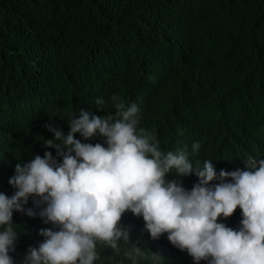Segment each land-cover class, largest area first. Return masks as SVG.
I'll list each match as a JSON object with an SVG mask.
<instances>
[{
  "label": "trees",
  "instance_id": "1",
  "mask_svg": "<svg viewBox=\"0 0 264 264\" xmlns=\"http://www.w3.org/2000/svg\"><path fill=\"white\" fill-rule=\"evenodd\" d=\"M113 94L145 104L143 124L168 147L187 146L193 162L261 159L264 0H0V142L38 150L46 124L67 135L74 112L111 114V105L91 107Z\"/></svg>",
  "mask_w": 264,
  "mask_h": 264
},
{
  "label": "clouds",
  "instance_id": "2",
  "mask_svg": "<svg viewBox=\"0 0 264 264\" xmlns=\"http://www.w3.org/2000/svg\"><path fill=\"white\" fill-rule=\"evenodd\" d=\"M95 105L112 113L46 124L38 150L0 142V264H264V159L201 165L143 124L145 104Z\"/></svg>",
  "mask_w": 264,
  "mask_h": 264
},
{
  "label": "bare ground",
  "instance_id": "3",
  "mask_svg": "<svg viewBox=\"0 0 264 264\" xmlns=\"http://www.w3.org/2000/svg\"><path fill=\"white\" fill-rule=\"evenodd\" d=\"M218 25H219V24H218ZM216 28H217V27H216ZM218 31H219V30H218ZM223 31H224V30H223ZM221 32H222V31H221ZM224 32L226 33V31H224ZM235 32H236V31H235ZM218 33H220V31H219ZM229 36H230V35H229ZM233 36H234V35H233ZM233 36H232V37H233ZM236 36H237V35H236ZM236 36H234V37H236ZM238 36H239V35H238ZM230 37H231V36H230ZM232 37H231V38H232ZM231 38H230V40H232ZM237 38H238V37H237ZM215 39H216V38H215ZM235 39H236V38H235ZM235 39H234V40H235ZM201 41H202V40H201ZM235 41H236V40H235ZM237 41H238V40H237ZM173 42H174V41H173ZM231 42H232V41H231ZM240 42H241V41H240ZM213 44H214V43H213ZM215 44H216V43H215ZM237 44H238V42H237ZM214 47H215V46H214ZM214 49H215V48H214ZM215 50H217V49H215ZM219 51H220V50H219ZM230 51H231V50H230ZM232 51H233V49H232ZM208 52H209V51H208ZM212 52H214V51L212 50ZM217 52H218V51H217ZM220 52H221V51H220ZM218 53H219V52H218ZM218 53H217V54H218ZM175 54H176V53H175ZM202 54H203V53H202ZM204 54H205V53H204ZM209 54H210V52H209ZM217 54H216V55H217ZM214 55H215V54H214ZM160 56H162V55H160ZM170 56H171V55H170ZM179 56H180V55H179ZM205 56H206V55H205ZM205 56H204V57H205ZM171 57H172V56H171ZM211 57H212V56H211ZM162 58H164V56H162ZM199 58H200V57H199ZM190 59H191V58H190ZM205 59H206V58H205ZM162 60H163V59H162ZM194 60H195V59H194ZM196 60H197V59H196ZM198 61H199V63H200V60H199V59H198ZM152 62H153V61H152ZM191 62H192V60H191ZM194 62H195V61H194ZM196 62H197V61H196ZM145 63H147V62L145 61ZM148 63H149V62H148ZM185 63H186V62H185ZM185 63H184V64H185ZM184 64L182 65V67L185 66ZM189 64H190V63H189ZM189 64H188V65H189ZM146 65H147V64H146ZM151 65H152V64H150V66H151ZM169 65H170V64H169ZM171 65H172V64H171ZM171 65H170V66H171ZM190 65H192V64H190ZM190 65H189V66H190ZM197 65H199V64L197 63ZM197 65H196V67H197ZM141 66H142V65H141ZM186 66H187V65H186ZM189 66H187L186 68H189ZM194 66H195V63H194ZM191 67H192V69H193V65L190 66V70H191ZM180 68H181V67H180ZM171 69H172V68H171ZM247 69H248V66H247ZM177 70H178V69H177ZM186 70H187V69H186ZM173 71H174V70H173ZM180 71H181V70H180ZM180 71H179V72H180ZM182 71H183V70H182ZM168 72H169V70H168ZM170 72H171V71H170ZM165 73H166V72H165ZM172 73H173V72H172ZM175 73H176V72H175ZM158 74H159V73H158ZM162 74H163V73H162ZM166 74H167V73H166ZM168 74H169V73H168ZM170 74H171V73H170ZM159 75H160V74H159ZM158 77H159V76H158ZM145 79H146V78H145ZM145 79H144V81H146ZM211 79H212V78H211ZM211 79H210V80H211ZM204 81H205V80H204ZM205 82H206V81H205ZM185 83H186V82H185ZM187 83H188V81H187ZM145 84H146V83L144 82V85H145ZM183 84H184V83H183ZM183 84H182V85H183ZM206 84H207V83H206ZM121 87H122V86H120V88H121ZM183 87H184V86H183ZM260 87H261V86H260ZM185 88H186V90H187V87H185ZM262 88H263V87H262ZM179 89H180V88H179ZM201 89H202V88H201ZM259 89H260V88H259ZM260 90H261V89H260ZM257 91H258V89H257ZM261 91H262V90H261ZM261 91H260V92H261ZM203 92H204V91H203ZM201 94H203V93H201ZM206 94H207V93H206ZM198 95H199V94H198ZM199 96H200V95H199ZM205 96H206V95H205ZM201 97H202V96H201ZM253 97H254L253 95L244 96V99H242L240 103H247V102H249ZM196 98H197V97H196ZM205 98H206V97H205ZM209 98H210V99H209ZM209 98H208L209 100L212 99V101H213V98H211V97H209ZM32 99H33V98H32ZM33 100H34V99H33ZM209 100H207V101H209ZM197 101H198V100H197ZM199 101H200V100H199ZM199 101H198V102H199ZM34 102H35V100H34ZM216 102H217V101H216ZM216 102H214V106L216 105V104H215ZM207 103H209V102H207ZM210 103H212V102H210ZM227 103H228V102H227ZM181 104H182L181 106H183V103H181ZM185 104H186V103H184V105H185ZM188 104H189V103H188ZM194 104H195V102H194ZM179 105H180V104H179ZM201 105H202V104H201ZM217 105H219V104H217ZM224 105H226V104H224ZM181 106H180V107H181ZM185 106H186V105H185ZM192 106H193V105H192ZM205 106H206V105H205ZM205 106H204V107H205ZM219 106H220V105H219ZM226 106H227V105H226ZM226 106H224V107H226ZM177 107H178V105H177ZM195 107H196V105H195ZM200 107H201V106L199 105V108H200ZM207 107H208V106H207ZM216 107H217V106H216ZM221 107H222V106H221ZM263 107H264V105H263ZM84 108H85V107H84ZM178 108H179V107H178ZM197 108H198V107H197ZM214 108H215V107H214ZM214 108H213V109H214ZM261 108H262V107H261ZM202 109H203V108H201V110H202ZM201 110H198V111H201ZM256 110H257V109H256ZM183 111H184V110H183ZM195 111H196V110H195ZM203 111H204V110H203ZM208 111H209V110H208ZM258 111H260V110H258ZM193 112H194V110H193ZM204 112H205V111H204ZM11 113H12V112H11ZM11 113H10V114H11ZM199 113H201V112H199ZM206 113H207V112H206ZM263 113H264V111H263ZM261 114H262V112H261ZM185 115H186V113H185ZM200 115H201V114H200ZM160 116H161V115H160ZM196 116H197V114H196ZM196 116H194V117H196ZM194 117H193V118H194ZM198 117H199V116H198ZM200 117H201V116H200ZM206 117H207V116H206ZM6 118H7V117H6ZM6 118H5V119H6ZM9 118L11 119L10 116H9ZM203 118H204V117H203ZM243 118H244V117H243ZM204 119H205V118H204ZM241 119H242V118H241ZM241 119H240V120H241ZM160 120H161V119H160ZM183 120H185V119H183ZM196 120H197V119H196ZM193 121H194V120H193ZM230 121H231V120H230ZM262 121H264V119H262ZM260 122H261V121H260ZM184 123H185V122H184ZM263 124H264V123H263ZM7 125H8V123H7ZM248 126H249V125H248ZM9 128H10V127H9ZM201 132H202V131H201ZM198 133H199V132H198ZM201 138H202V137H201ZM197 141H198V140H197ZM198 143H199V142H198ZM200 143H201V141H200ZM192 144H193V143H192ZM261 159H264V157H261ZM182 187H183V185H182Z\"/></svg>",
  "mask_w": 264,
  "mask_h": 264
},
{
  "label": "rangeland",
  "instance_id": "4",
  "mask_svg": "<svg viewBox=\"0 0 264 264\" xmlns=\"http://www.w3.org/2000/svg\"><path fill=\"white\" fill-rule=\"evenodd\" d=\"M191 1H200V0H191ZM221 68H229L228 64H222ZM91 108H97L96 105ZM44 150H48L47 148H44Z\"/></svg>",
  "mask_w": 264,
  "mask_h": 264
}]
</instances>
